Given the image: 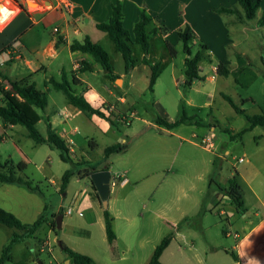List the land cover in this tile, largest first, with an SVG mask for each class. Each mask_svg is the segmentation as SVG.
<instances>
[{"label": "rangeland", "instance_id": "374dc122", "mask_svg": "<svg viewBox=\"0 0 264 264\" xmlns=\"http://www.w3.org/2000/svg\"><path fill=\"white\" fill-rule=\"evenodd\" d=\"M0 0V5H2ZM9 5L13 2L21 3L24 0H4ZM33 4H28L27 9L30 12L40 9H50V5L43 7L37 4L33 0ZM38 7V8H37ZM240 13H243L241 8L238 7ZM264 10V0L262 5L256 11V17L259 18ZM229 16V15H227ZM232 17H236L235 14H231ZM170 24H174L171 22ZM240 27L241 24L238 23ZM60 23H50L44 28L43 44L45 46L56 35L52 32L54 28H58ZM134 27V26H133ZM132 27V29H133ZM156 27H163L157 24ZM82 29L86 36L90 38L93 43L100 45L110 56L111 65L115 75L124 73V62L120 53L114 48L113 44L102 32H99L89 24L82 23ZM132 29L128 30L129 32ZM178 30V29H177ZM264 34V28L261 30ZM53 33V34H52ZM84 35H79L76 38H82ZM159 35V36H158ZM162 35L157 34L155 37H151L150 42V60L160 63L158 72V78L153 88V93L148 91L150 69L143 67L141 64V52L139 47H132V56L136 59L134 77L136 78V86L134 90L128 92V102L133 101L125 111H121L117 102H107V109L113 107L119 115L128 118L129 125L123 123H116L113 127L109 124V133L102 134L98 129L92 128L91 124L87 121L96 115L83 116L79 114V117H75L72 124L77 125L80 131V139L77 141V146L80 148V152L77 154L79 161H89L97 169L103 166H107L112 175L115 173H124L133 169V164L137 159L136 149L134 146L130 147L126 152L121 154L111 155L104 161L103 150L107 146L114 144H124L125 141L129 146L135 141L136 136L145 129H150V125L154 122L156 117L165 119L168 122L175 121L180 117L181 110L188 117H195V120L199 117L206 118V110L201 109L202 104L207 100L208 93L213 91V102L217 109L216 117L220 120L222 126H237L240 121H245V118L235 113V111L229 106V104L223 99L222 95L230 97L236 104L240 100H245L249 97L255 98V103L250 102L243 103L242 108L248 113H253L260 108L264 110V68L260 62L257 49L250 48L251 52H246V57L242 56L245 65L240 67H247L251 62L255 65L250 68L245 74L240 76V82L236 80L235 74H229L231 67L227 66L228 76H216L214 82H210L208 77L210 74L207 72V65L210 63L209 57L202 61L204 66L201 80L194 81V85L190 88L185 86L184 83V58L185 54L182 52V43L178 40L176 35L172 33L167 40H162ZM102 37V38H101ZM208 40L213 45L214 57L211 58L214 64H218L219 46L212 35L208 36ZM215 41V42H214ZM206 46V44L193 40L190 44L191 50L195 53L200 47ZM173 51L171 55L170 50ZM243 49V48H242ZM167 50V51H166ZM205 55H208L207 49L201 50ZM225 51L230 57L236 50L230 49V46L226 44ZM69 52H64L62 58L68 60ZM25 58H30L28 52L24 53ZM33 57H42L39 51V55L35 54ZM32 58V57H31ZM264 58V57H263ZM91 63V67L95 70L98 64L94 62L92 58H88ZM68 62V61H67ZM57 61L48 63L44 61L46 67V74L39 73L37 79H35V85L38 90L45 91V87H49V78L60 79L58 74V67H56ZM222 65V64H221ZM80 64V70H81ZM216 73H218V65H215ZM234 69L235 72H241L239 68ZM65 70H68V63L64 65ZM206 68V69H205ZM6 70L7 76L14 78H25V66L20 61H15L10 67L3 68ZM88 71H80V73H87ZM89 79L90 74H86ZM113 81H110V89L112 91L119 92V88L122 85L121 78L118 76ZM70 79V77L68 76ZM128 76H124V79ZM75 82L79 84V80L75 79ZM104 82H108L107 75L101 71L97 73V78L92 81V84L96 88H100ZM48 93V106L51 108V100L54 97H60L63 99V94L59 91L50 90ZM210 94V93H209ZM123 97H127V94H121ZM11 100L18 106V108L25 113V115L32 120L35 128L42 137L46 135L45 119L38 122L39 117L46 113L32 107L25 103H20L19 99L14 93L11 94ZM133 105V106H132ZM129 108V109H128ZM128 109V110H127ZM110 110V109H108ZM48 111V110H47ZM86 117V118H85ZM100 118V117H99ZM110 119L114 118L109 116ZM102 119V118H101ZM240 119V120H239ZM105 123V121H103ZM19 131L14 133L13 137H7L5 141L0 144V161L4 162L7 159L13 160L16 164L23 163L26 167L24 176L27 177L34 185H41L43 196L37 198L31 192L24 187L18 186L17 190L11 192L12 195L8 198H1L5 202V206L10 208L18 216L28 219L29 206L33 205L35 201H40L41 204L46 206L44 213L46 223L35 235V237L25 240L12 247L11 261L9 264H66L68 261L67 256L62 252L58 246L60 241L71 250L86 255L92 258L98 264H147L153 250L159 244L164 236L169 233L175 236L176 232L180 230L183 234L185 241H182L178 236L176 241L171 244V247L164 253L162 257V264H184L185 258L189 256L191 250L188 249V245L194 244L193 249L198 247H208L210 244L220 246L223 248H230L235 243L233 228H230L227 222V216L225 211L219 214L217 207H208L210 211H206L201 215H192L188 219L181 218L179 212L187 210L185 206L187 201H195L199 198L197 195V189L204 185L201 169L198 165L200 163L201 151L198 148L190 146L188 143L177 139L175 136L167 138L171 151H169L165 158H155V164L151 167L152 173L149 175L148 180L140 185L136 186L133 180L135 177L126 174L130 178L131 182L128 186L121 189L120 186H116L111 191V197L116 194L120 195L121 199L127 198V200L133 199V205H131L128 211L125 208V202L119 201L118 207L122 210L124 216L134 217L135 224L139 231V242L131 249L129 253L123 254L124 247L121 242H118L114 251L107 244L105 230L103 228L102 210L98 204L95 205L97 217L99 218L96 224L89 225L96 218V214H93V208L91 203V185L87 178L79 179L76 175L68 183L64 190L65 197L55 192L56 185L59 184L61 176L65 171L71 168L70 163H64L60 160L59 152L50 148L47 144H35L32 139L28 137L27 130L18 126ZM192 129H189L191 131ZM196 128L194 129V131ZM191 134V133H189ZM88 136V137H86ZM188 136V135H185ZM196 138V137H195ZM193 138L192 141L198 143V139ZM250 136H245L246 148L251 147L249 141ZM236 144L235 150H240L239 142L236 139H229L228 136H224L222 142ZM93 142L94 147L90 150L88 147ZM181 146H180V145ZM223 152L220 150V144L217 147V153ZM232 153L231 156H234ZM82 157V159H80ZM232 161L229 156L227 161H223L222 170H217V176L214 183L210 186V193L218 191L217 184L222 183L223 178L227 177L232 172ZM86 165L76 166V169H84ZM53 182V184H50ZM150 186L145 188L144 185ZM171 184L172 188L170 194L167 196L166 205L160 203L159 199L153 197V194L157 190L159 184ZM136 186V187H135ZM139 187V188H138ZM222 188H227V185ZM141 191V192H139ZM139 192V193H138ZM159 191L157 192V194ZM207 193V191H206ZM95 197V192L93 191ZM206 196V195H205ZM34 197V198H32ZM36 197V198H35ZM208 196L204 197L203 204L208 206ZM164 202V201H163ZM194 202V201H193ZM5 210V209H4ZM71 210V214L67 215L65 212ZM9 212V211H8ZM13 212L10 211L13 215ZM58 212H61L63 221L59 226L56 222L57 216H54ZM187 212V211H186ZM227 215H228V211ZM156 214H159L162 218H157ZM16 216V215H15ZM17 217V216H16ZM18 218V217H17ZM167 219L170 224H166L163 219ZM124 220H116V230L118 233L124 225ZM54 230L48 232V228ZM14 229L7 228L0 225V252L4 245H6L14 232ZM231 233L230 236H226L224 233ZM181 241V242H180ZM48 244L45 245L44 243ZM141 242V245H140ZM179 243H186L184 246V252H177V245ZM188 244V245H187ZM45 245V246H44ZM181 254V255H180ZM125 256L126 260L121 258ZM200 254L197 259H202ZM111 257L113 259H111ZM217 261L211 260V264H233L230 256H225L223 250L217 254ZM213 258V257H212ZM211 258V259H212ZM215 258V257H214ZM200 263V262H199ZM70 264V263H69ZM210 264V263H209Z\"/></svg>", "mask_w": 264, "mask_h": 264}, {"label": "crops", "instance_id": "0c3cea01", "mask_svg": "<svg viewBox=\"0 0 264 264\" xmlns=\"http://www.w3.org/2000/svg\"><path fill=\"white\" fill-rule=\"evenodd\" d=\"M33 1L43 7L50 5V9H38L36 11L30 12L27 9L26 0L21 3L13 2L12 5H9L6 1L4 2V0L1 1L3 7L0 8V71L6 74V70L3 68L12 66L15 61H20L25 66L26 76L24 77L26 78L28 76H31V80L35 84V79H37L39 73H43L44 75L46 74L44 61L47 60V62L50 64L51 62L55 63V61H57L56 67H58V74L60 76V79L62 73H65L66 79L70 83H72V88L75 90V92L82 95L94 109H98L100 112L104 113L105 116H107V110L113 108L111 107L107 109V102H111L112 104L117 102L121 111H125L126 108L131 105L129 103L133 102L130 100L128 102L129 96L127 91L134 90V87L136 86V78L134 77L135 67L127 75L125 74V72L120 75L114 74L115 76L120 77L122 81L119 92H114L110 89V80L108 79V77V82H104V84L100 88H96L93 86L92 81L97 78V73L101 68L97 67V69L94 70L91 67L90 61L88 60L90 56L80 52H71L69 46L73 41L82 42L86 37V35H84L85 32L82 29V23L89 24L90 26L95 28L96 24L106 22L111 14V6L117 2H119L122 7V24L123 27L127 30L132 29L134 24L138 21L141 11L143 10L154 19V24L156 26L157 24H159L165 26L168 29V32L165 36H160L163 41L167 40V38L172 35V33L178 38L176 33L177 29L183 27L184 25H188L191 28L192 32L196 35L195 40L206 44L208 47V57L210 59V63L206 68L208 74H210V76L208 77L210 82H214L216 80V76L220 77L218 73L215 75L213 74V68H215V65L222 64L229 65L231 67L229 74H235V76H237L235 78L238 83L243 84L240 82V76L249 72L248 70L254 67L255 64L251 62V64L245 67L241 72H235L234 69L246 64V62L241 60L242 56L246 57L247 55L246 52L242 50L248 51V49L250 48H255L258 51L257 54H259L260 62L262 59H264V34L261 31L264 26H258L257 24V20L260 17H256L251 21L239 23L235 17L231 16V14H218L216 12V10L219 8H231L235 6L236 0ZM47 1L50 4L46 5ZM62 1L68 3L71 6L69 11H66L63 8L61 4ZM255 1H259L260 6L263 3V0ZM6 11L14 12L4 20ZM171 22H174V24H170ZM50 23H60V26L58 28H54L57 29L58 32L54 33L53 29L52 32L54 33V35H56V37L52 38L45 46H42L44 28ZM238 23L241 24L242 27H240ZM79 35H84V37L76 38ZM210 35H212V37L216 41L217 46H219L218 51L220 53V56L218 57V64H214L211 60V58L214 57V43L208 40V36ZM226 44L230 46V49L236 50V52L233 53V55H231L230 57L225 51ZM39 51L42 57H33V55L35 54L39 55ZM249 51L251 52V49ZM25 52H28L32 58H25ZM64 52H69L68 60H64L62 58V54ZM65 63H68V70H65L64 68ZM82 63H87L89 65V72L80 73V64L82 66ZM142 66L149 68L148 66L143 64ZM203 68L204 66L201 62L199 64L198 80L203 79L201 76L203 73ZM86 74H90L91 78L89 79ZM213 75L214 78L212 77ZM68 76L70 77V79L68 78ZM124 76H128V78L124 79ZM7 77L10 80L23 79H12L10 76ZM50 79L56 80L55 78H49V80ZM60 79L56 81L60 82ZM74 79L79 80V84L75 83ZM194 81L191 86L194 85ZM44 90L45 91L43 92L47 93V106L45 108L46 113H44L43 116L39 117L38 122L42 121V118H47L49 119V123L51 124L52 129L59 136L63 137V134L66 133L72 139V144L68 145L72 159L74 160V162H84L75 159L76 157L78 158L77 154L81 151L77 146V141L80 139V131L78 126L72 123L75 117L80 116L79 114H82L83 116L86 115L78 111L73 106L67 104L64 95L63 99H61L60 97L52 98L51 108L49 109L48 93L53 89L51 88V86H47L44 88ZM12 93V91H9L10 98ZM209 93L207 96V100L201 106V109L206 110V118L199 117L195 120L194 117L193 120L186 121L184 124H181L172 130H165L164 128H160L153 122L150 125V129H145L140 132L136 136L135 141L127 148L128 150L130 147L134 146V150L136 149V153L138 154L137 159L133 164V169H129L126 174H132V176L135 177L133 181L137 183L136 186H140L146 181V179L148 180L149 175H151L150 173H152L151 171H153L151 170V167L155 164V158L158 157L163 159L167 157L169 151H171V147L169 146V143L167 141V138L169 137L172 138V136H175L177 139L188 143L190 146L198 148L201 151L200 163H198V165L201 169V175L204 180V185H202V187H200L196 191L199 198L196 201L195 199L192 201H187V204L185 205L187 207V210L184 209L185 212L180 211L179 214L181 218L185 217V219H188L192 215H201L206 211H210L209 208L212 206L218 208L219 214L225 211L224 213H226L227 222L230 228H233L234 231L235 243L233 246H230V248L223 249H221L220 246L211 244L208 247H198L197 249H193V243L191 245L187 244L188 249H190L191 252L189 256L185 258L184 264H211V260H218L217 254L221 252V250H223L225 256H230L233 264H264V127L256 126L250 131L245 132L240 138H236V140H238L239 142L240 150H235L237 146L236 144L224 143V141L222 142L224 136H228L229 139H231V135H236L237 133L245 129L248 124L245 120L240 121V124L236 127L231 125L222 126L220 120L217 119L215 115L217 109L215 108L214 102L212 100L213 96L211 95L214 94V92L210 91ZM121 94H127V97H123ZM255 101L256 100L254 97H249L245 100H240L238 105L242 106L243 103L246 102L254 104ZM20 103L24 102L21 101ZM240 108L246 111L244 108ZM261 112H264V110L258 108L256 112L246 113L250 115H257ZM87 121L91 124L92 128L98 129L102 134L110 132L105 119L93 117L92 119L87 118ZM103 121H105V123H103ZM195 128L196 130L194 131ZM189 129L192 130L189 131ZM18 131L19 129L17 125L3 126L0 122V136L3 137V141H5L7 137H13L14 133H17ZM245 136H250L249 141L251 143V147H245ZM195 137L198 139V143L192 141V139ZM201 138H209L210 142L201 145ZM123 143H125V141H123ZM219 144L220 150L223 152L217 153V147ZM93 147L94 144L92 142L88 148L92 150ZM232 153H235L234 156H231ZM229 156L231 157V161L233 162L232 172H230L227 177L223 178L220 185L217 184L218 191L210 193V186L214 183V180L217 176V170H222L223 161H227ZM80 159H82V157H80ZM13 163L16 164L14 161ZM102 170L109 171V168L107 166L98 168V171ZM126 174L119 172L115 173L114 175L111 174V177L120 176L125 180V183L123 185H119L121 189L128 186L131 182L130 178H128ZM24 175L25 174L23 173L22 176ZM230 180L234 181L235 186L237 187V190L241 195L242 208L240 212L235 209L227 194V190L229 188L228 181ZM50 184L54 185L53 182H50ZM150 185L151 183H148V185H144L143 188ZM221 185H227V188H222ZM18 186L20 185H0V208L5 209L9 212H13L12 210H10V208L5 206V202H3L1 198H9L10 195H12L11 192L13 190H17L16 188H18ZM39 186L41 188V185ZM171 188V184H159L157 186V190L153 194V197H157L160 203L164 204L165 206V201L167 200V196L170 194ZM111 191L112 190H110V194L107 200V209L112 217V227L115 234V239L112 243H108L107 238L106 241L107 244L111 247L112 251H114L118 242H121V244H123L122 246L124 247V251L122 253H129L131 249H133V247L137 245V242H139L140 238L138 227L135 224L134 217L129 218L127 216H124L122 210L118 207L119 201L122 200L123 202H125L127 198L121 199L119 194L111 197ZM158 191L159 193L157 194ZM55 192L61 194L63 197H65L66 195L64 193H61L60 191V181L59 184L56 185ZM31 193L33 195L28 194V196L35 195L37 196V198L41 197V195L37 193ZM205 195L209 197L208 206H205L203 204V199L204 197H206ZM90 198V206H92V208L94 209L93 214H96V218L89 224L92 225L96 224L99 219L97 217V213H95V205L98 204L99 208L102 210V217L104 209L102 208L99 200L93 196V190ZM133 203V199H128L125 202V208H127L129 211ZM44 206L45 205L41 204L40 201H35L33 205H30L28 208V217L30 218L28 219L24 218L25 215L20 217L16 213H13L22 223H32L41 215L42 210L44 211ZM226 211H228V215ZM156 216L157 218L160 217L159 214H156ZM116 220L125 221L120 233H118L116 230ZM163 220L166 222V224H170L166 218ZM62 221L63 217L61 218L60 226L62 225ZM48 225L49 224L47 223V228ZM53 231L54 230H52L51 228H48V232ZM224 234L226 236H230L231 233L225 232ZM178 236L181 237L182 241H185L183 238V234H181L180 230H178L175 236L172 238L168 247L163 252L160 258L161 261L164 253L171 247V244L174 241L178 240ZM184 244L186 243H179L177 245L176 251L179 253L184 252V248L187 247L184 246ZM200 254L202 255V259L199 261L197 257ZM231 254L235 255L236 260L232 258ZM111 259L113 258L111 257ZM121 259L126 260V257L123 256ZM69 263L70 260L68 259L66 264Z\"/></svg>", "mask_w": 264, "mask_h": 264}, {"label": "trees", "instance_id": "16d2710c", "mask_svg": "<svg viewBox=\"0 0 264 264\" xmlns=\"http://www.w3.org/2000/svg\"><path fill=\"white\" fill-rule=\"evenodd\" d=\"M238 7L241 8L243 13H240ZM260 7V2L255 0H236V5L231 8H219L216 10L218 14H235L237 21L243 23L251 21L256 18V11ZM123 13L122 7L119 2L111 6V14L106 22L96 24L95 28L106 34L107 38L113 44L114 48L120 53L124 62V72L129 74L135 67L137 61L132 56V47L137 46L141 52V64L146 65L150 69L148 91L153 93V88L158 78V72L160 68L159 62L150 60V38L155 37L157 34L165 36L168 29L163 27H156L154 19L149 16L144 10L141 11L138 21L134 24L131 32L123 27ZM258 26H264V10L261 17L257 20ZM178 40L182 43V52L185 54L184 58V85L190 87L194 80L199 79V64L208 58L201 50L207 49L206 46L200 47L195 53L192 52L190 44L196 39V35L192 32L188 25H184L177 31ZM69 49L71 52H80L90 56L96 64L100 66L102 71L107 75L110 81H113L115 77L114 70L111 65V58L109 54L98 44L93 43L87 36L82 42L73 41ZM173 55V51L168 47ZM264 67V59L261 60ZM81 71H88L89 65L82 63ZM245 66L240 67L243 70ZM218 75L227 77L228 70L225 65H218ZM75 82V79H74ZM76 83V82H75ZM48 84L55 91L61 92L65 96L67 104L73 106L78 111L85 115H96L102 119H105L113 127L116 126L114 121L105 116L104 113L98 109H94L82 95L77 94L72 88V83L66 79L65 73H62L60 82L50 79ZM9 91H12L16 97L24 102L28 106H32L42 112H44L47 106V93L40 91L36 88V85L31 80V76L20 80H10L5 73L0 71V122L3 126L6 125H18L24 127L28 132V137L32 139L35 144H47L50 148L59 152L60 160L64 163H70L71 168L63 173L60 179V191L64 192L70 180L76 175L80 179L87 178L89 181V175L92 172L98 171L97 167L90 162H74L71 157L70 149L64 142L61 136H59L51 127L49 119L45 118L46 135L42 137L34 123L29 119L23 111L11 100ZM223 99L230 105L236 114L245 118L248 126L232 136V139L240 138L245 132L250 131L256 126L264 127V112L257 115H250L246 111L242 110L238 104L225 95H222ZM112 114H110L111 116ZM194 117H187L183 110H181L180 117L174 122H167L165 119L156 117L154 124L165 130H172L186 121L193 120ZM3 141V137L0 136V144ZM129 145L115 144L106 147L103 151L104 161L112 154H119L125 152ZM86 165L84 169H76V166ZM25 171V165L23 163L14 164L11 159H7L4 162L0 161V185L2 184H15L26 188L30 192L43 195L39 185H34L32 181L22 176ZM91 188L95 192V197L98 199L97 193L91 181ZM229 188L227 190L228 197L230 198L235 209L240 212L242 208L241 195L235 186L233 180L228 181ZM46 206H44V211ZM43 211V212H44ZM57 217L62 218L61 212H58ZM44 213L32 223H22L15 215L0 208V225L5 226L15 231L12 233L8 243L4 245L0 252V264H9L11 261L12 247L16 244L24 242L27 239L35 237L40 231L43 225L46 223ZM103 222L104 230L108 243H112L115 239V234L112 227V217L108 212V209L103 210ZM173 238V234L169 233L162 238L159 244L153 250L150 259L147 264H162L160 258L165 249L170 244ZM62 252L70 260V264H98L92 258L79 254L63 243H61ZM232 258L236 260L234 254H231Z\"/></svg>", "mask_w": 264, "mask_h": 264}, {"label": "water", "instance_id": "95a60500", "mask_svg": "<svg viewBox=\"0 0 264 264\" xmlns=\"http://www.w3.org/2000/svg\"><path fill=\"white\" fill-rule=\"evenodd\" d=\"M28 4H29V1H26V5ZM48 4L50 3L47 1L46 5ZM89 179L95 188V191L98 196V200L101 203L102 208L107 209V200L110 194V186H109L110 179H111L110 172L108 170L95 171L89 175ZM56 222L60 226L61 217H57ZM58 246L59 248H61L60 241L58 242Z\"/></svg>", "mask_w": 264, "mask_h": 264}, {"label": "built area", "instance_id": "2783aa9c", "mask_svg": "<svg viewBox=\"0 0 264 264\" xmlns=\"http://www.w3.org/2000/svg\"><path fill=\"white\" fill-rule=\"evenodd\" d=\"M61 4H62L63 8H64L66 11H69V10H70L71 6H70L68 3L62 1ZM57 32H58V30H57V29H54V33H57ZM213 74H214V75L217 74V73H216V67L213 68ZM214 75L212 76L213 78H214ZM117 113H118V112L115 111V110H113V108H112V109H110V110H107V117H109L110 114H112L111 116L114 118V123H115V124H116L117 122H119V123L121 122V123H123L124 125H129V124H130L128 118H125L124 116H121V115H119V114H117ZM112 120H113V119H112ZM62 139L64 140V142L66 143V145L72 144V139H71L66 133L63 134ZM208 142H210V139H209V138H201V139H200V144H201V145L206 144V143H208ZM240 161H241V160H240ZM124 183H125V180H124L123 178H121L120 176L111 177V179H110V183H109L110 190H112L113 188H115L117 185H123ZM65 213H66L67 215H70V214H71V210H67ZM44 244L47 245L48 243L45 242ZM45 245H44V246H45Z\"/></svg>", "mask_w": 264, "mask_h": 264}, {"label": "bare ground", "instance_id": "6f19581e", "mask_svg": "<svg viewBox=\"0 0 264 264\" xmlns=\"http://www.w3.org/2000/svg\"><path fill=\"white\" fill-rule=\"evenodd\" d=\"M29 4H33V2H29ZM3 6L2 5H0V8H2ZM38 8V7H37ZM15 11V10H14ZM14 11H11V12H5V18H4V20L6 19V18H8ZM3 15V14H2Z\"/></svg>", "mask_w": 264, "mask_h": 264}]
</instances>
